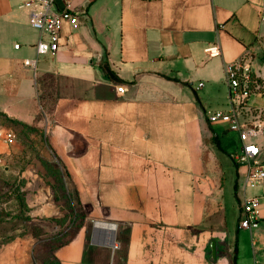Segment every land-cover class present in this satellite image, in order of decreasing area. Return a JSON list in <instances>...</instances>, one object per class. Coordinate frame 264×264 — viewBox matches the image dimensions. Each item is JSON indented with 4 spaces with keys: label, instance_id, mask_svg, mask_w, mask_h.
<instances>
[{
    "label": "crops",
    "instance_id": "0c3cea01",
    "mask_svg": "<svg viewBox=\"0 0 264 264\" xmlns=\"http://www.w3.org/2000/svg\"><path fill=\"white\" fill-rule=\"evenodd\" d=\"M28 1L0 0V101L20 116L34 99L50 111L51 144L86 210L59 263L264 264V179H247L230 156L238 133L206 116L231 106L227 65L246 59L264 77L263 0H72L80 23L65 21L59 49L41 55ZM261 100L254 91L242 111ZM255 139L264 162V133ZM221 152L234 170L221 167L216 208L202 187ZM32 200V221L61 215L48 191ZM253 200L258 225L242 227ZM17 234L0 264H37L36 232Z\"/></svg>",
    "mask_w": 264,
    "mask_h": 264
},
{
    "label": "rangeland",
    "instance_id": "374dc122",
    "mask_svg": "<svg viewBox=\"0 0 264 264\" xmlns=\"http://www.w3.org/2000/svg\"><path fill=\"white\" fill-rule=\"evenodd\" d=\"M257 92L262 100L252 109L242 111L241 116L250 123L262 124L257 134L259 136L264 133V77H260V89ZM34 100L33 107L22 116L12 113L11 109L0 101V128L13 130L17 135L13 143L2 145L5 147V159L0 168V250L18 237L17 233L26 232L29 228L36 232V237L40 240L35 252L37 264H60L54 252L61 243L69 240L73 227L84 221L86 210L80 205L77 188L61 165L51 144L48 128L50 111ZM231 135L234 136L233 133ZM231 149L234 151V147L231 146ZM225 162L226 168H229L232 174V159L226 153H218V158L212 162L210 179L205 181L202 187V191L207 194V205L211 206L213 200L212 204L216 208L222 205L224 195L225 177L221 167ZM41 189L52 195L61 210V215L50 217L46 222L32 221L29 214L33 194ZM50 222L52 226L67 225L66 234L60 235L56 231L43 234L44 223Z\"/></svg>",
    "mask_w": 264,
    "mask_h": 264
},
{
    "label": "built area",
    "instance_id": "2783aa9c",
    "mask_svg": "<svg viewBox=\"0 0 264 264\" xmlns=\"http://www.w3.org/2000/svg\"><path fill=\"white\" fill-rule=\"evenodd\" d=\"M26 5L32 6L30 10V23L36 28L40 37L35 44L38 55L55 52L59 49L62 39V26L65 21L73 25L80 23L82 12L72 4V0H29ZM259 18L264 21V0L259 8ZM19 47V43L15 45ZM210 55H215V47L208 49ZM24 63L36 67L34 59L26 58ZM226 78L231 90V106L228 109L208 110L206 116L210 122L226 123L228 128L238 133L241 142L240 148L230 153V156L239 164L247 165V179L250 182H260L264 179V162L256 158L260 153V145L255 137L261 130V123H250L241 116L242 107L254 92V73L246 59L237 60L226 69ZM199 85H203L200 82ZM123 91L124 85L118 87ZM17 138L13 130L0 128V168L4 165L5 147ZM4 148V149H3ZM256 200L244 202L243 216L240 226L255 228L258 219L255 210Z\"/></svg>",
    "mask_w": 264,
    "mask_h": 264
},
{
    "label": "trees",
    "instance_id": "16d2710c",
    "mask_svg": "<svg viewBox=\"0 0 264 264\" xmlns=\"http://www.w3.org/2000/svg\"><path fill=\"white\" fill-rule=\"evenodd\" d=\"M254 79H255V81H254V83H253V89H254V91H258L259 89H260V77H258L257 75H255L254 76ZM229 130H227V132H228ZM226 132V133H227ZM226 133H225V135H226ZM214 142L216 143V144H218V145H221V141H220V139L218 138V137H215L214 138ZM223 150H225V151H227V148H226V146L225 145H221L220 146Z\"/></svg>",
    "mask_w": 264,
    "mask_h": 264
},
{
    "label": "bare ground",
    "instance_id": "6f19581e",
    "mask_svg": "<svg viewBox=\"0 0 264 264\" xmlns=\"http://www.w3.org/2000/svg\"><path fill=\"white\" fill-rule=\"evenodd\" d=\"M106 224V223H105Z\"/></svg>",
    "mask_w": 264,
    "mask_h": 264
}]
</instances>
